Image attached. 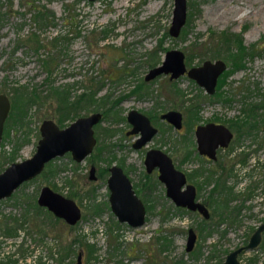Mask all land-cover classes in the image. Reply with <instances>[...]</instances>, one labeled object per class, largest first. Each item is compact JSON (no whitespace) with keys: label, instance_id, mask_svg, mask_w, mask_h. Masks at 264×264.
<instances>
[{"label":"rangeland","instance_id":"obj_1","mask_svg":"<svg viewBox=\"0 0 264 264\" xmlns=\"http://www.w3.org/2000/svg\"><path fill=\"white\" fill-rule=\"evenodd\" d=\"M173 6L174 0H0V93L11 99L0 171L33 154L44 118L64 127L78 116L102 113L85 159L77 162L67 151L0 200V264H77L79 252L80 264H219L264 220V0H187L178 36L169 33ZM172 48L184 52L187 67L223 59L227 68L218 90L208 94L186 73L145 79ZM234 53L241 54L238 67ZM33 91L38 97L30 102ZM130 109L147 114L158 129L139 148L133 146L139 133H127ZM169 109L182 112L185 127L178 130L160 117ZM246 116L257 128L235 134L229 148L220 149L224 169L194 154L195 124L218 120L235 127L231 121ZM151 147L167 152L190 177L226 178L227 189L213 193L208 183L199 193L211 196L210 224L177 209L157 171L146 170ZM244 154L245 162L237 164ZM114 163L146 204L139 227L120 222L111 210L107 168ZM91 164L96 179L89 178ZM44 184L78 203L75 224L38 205ZM225 198L233 207L227 213ZM189 227L197 239L187 251ZM258 246L241 253L240 263L264 264V231Z\"/></svg>","mask_w":264,"mask_h":264},{"label":"water","instance_id":"obj_2","mask_svg":"<svg viewBox=\"0 0 264 264\" xmlns=\"http://www.w3.org/2000/svg\"><path fill=\"white\" fill-rule=\"evenodd\" d=\"M187 0H174L172 21L169 33L178 36L182 26L186 22ZM226 67L222 59L204 60L200 65L187 67L185 54L181 49H169L165 59L160 65L151 67L145 75V79L154 77L159 73H170V78L178 77L186 73L194 78L199 85L204 86L209 93L215 91L218 75ZM10 109L8 95L0 93V139L3 131V123ZM101 116L100 112H93L88 115L79 116L67 126L61 128L51 118H44L40 123L39 130L41 137L38 140L36 150L29 158L10 163L0 172V199L9 196L15 188L23 181L38 174L45 162L56 155H61L70 150L77 161L88 154L95 143L92 125ZM161 117L171 122L175 127L182 124V112L177 109H169L161 114ZM127 118L132 124L128 133L140 132V136L134 142L135 147L144 145L157 131L151 124L150 119L137 109H131ZM264 129V127H263ZM197 137V149L201 154H207L211 158L216 157V148L219 145H227L232 137L231 130L222 123L207 122L199 124L195 130ZM144 163L149 172L153 168L158 169V178L165 183L167 195L177 204L192 210H199L203 216L208 217L207 207L195 200V186L186 184L185 173L176 168L171 156L160 148H149L145 153ZM95 167L90 168V177H94ZM107 184L110 190L109 202L113 213L120 222H126L130 226L138 227L145 222L146 210L144 203L134 192L132 183L122 167L112 164L109 167ZM38 203L47 207L54 215L63 218L67 223L73 225L81 217V209L76 201L54 191L50 186L45 185L37 198ZM264 229V222L250 236L245 247H254L260 240L261 230ZM196 233L192 227L188 229L186 249L190 250L196 240ZM242 249L238 247L231 251L225 260V264H238L237 253ZM79 252L77 264H80Z\"/></svg>","mask_w":264,"mask_h":264},{"label":"flooded vegetation","instance_id":"obj_3","mask_svg":"<svg viewBox=\"0 0 264 264\" xmlns=\"http://www.w3.org/2000/svg\"><path fill=\"white\" fill-rule=\"evenodd\" d=\"M217 59H221V58H217ZM206 60V59H205ZM210 60H212V59H210ZM213 60H216V59H213ZM212 60V61H213ZM223 60V59H222ZM204 61V60H203ZM202 61V62H203ZM225 64H226V62H225ZM198 65H200V64H198ZM193 66V65H192ZM226 68H227V64H226V67L224 68V70L218 75V77H217V83H216V85H215V91H216V89H217V84H218V81L220 80V78L222 77V75L224 74V72H225V70H226ZM194 79V78H193ZM195 80V79H194ZM196 81V80H195ZM197 82V81H196ZM198 83V82H197ZM201 86V85H200ZM203 88H204V90L208 93V94H212V93H209L206 89H205V87L204 86H202ZM218 90V89H217ZM214 91V92H215ZM213 92V93H214ZM10 101H11V99H9ZM259 105L261 106V107H264V101L262 102V104L261 103H259ZM10 106H11V102H10ZM257 106V105H256ZM253 107H255V105H253ZM10 110V109H9ZM131 110V109H130ZM129 110V111H130ZM128 111V112H129ZM139 111V110H138ZM167 111V110H166ZM93 112H100V111H93ZM93 112H91V113H93ZM141 112V111H140ZM165 112V111H164ZM101 113V112H100ZM143 113V112H142ZM163 112H161L160 113V117H161V114H162ZM90 114V113H89ZM128 114V113H127ZM145 114V113H144ZM88 115V114H87ZM149 119H150V122H151V124L153 125V123H152V121H151V118L147 115V114H145ZM7 116H8V114H7ZM7 116H6V118H5V120L7 119ZM81 116H84V115H81ZM79 117V116H78ZM77 118V117H76ZM75 118V119H76ZM101 118H102V113H101V116H100V118H99V120L97 121V122H99L100 120H101ZM161 118H163V117H161ZM52 119V118H51ZM74 119V120H75ZM128 119V118H127ZM165 121H167L165 118H163ZM5 120H4V123H5ZM54 120V119H53ZM55 121V120H54ZM73 121V120H72ZM71 121V122H72ZM129 121V120H128ZM253 121V120H252ZM56 122V121H55ZM96 122V123H97ZM130 122V121H129ZM168 123H170L171 125H173L171 122H169V121H167ZM207 122H214V123H222V124H224V125H226L230 130H231V132H232V137L230 138V140H229V142H228V144L227 145H219V146H217V148H216V151H215V153H216V157L215 158H211V157H209L207 154H201L199 151H198V149H197V137H196V133H195V130H196V128H197V126L199 125V124H205V123H207ZM249 122H250V124H249ZM4 123H3V130H4ZM57 123V122H56ZM96 123H94V124H96ZM186 120H185V118H184V116H183V114H182V124H181V126L180 127H175L174 125V127L175 128H177L178 130H180V129H182L183 127H185L186 126ZM231 123H234L236 126L235 127H233V126H231V124L229 125H227V124H225V123H223V122H221V121H218V120H207V121H205L204 123H197V124H195V127H194V138H195V151H194V154H195V152L197 151L198 152V156H201L202 158H204V159H206V160H211V161H213L214 162V164H216V166H215V170H218L219 168L220 169H224V162L223 161H220V158H221V156H220V149L222 150V149H225L227 146H228V148H229V145L231 144V142L233 141V137H235L236 135L235 134H237L238 136H241L242 134H250L251 132H252V130L253 129H255V128H257L256 126H257V124H255V122H253L252 124H251V120H250V118L248 117V116H246V118H244V119H241L240 121H235L234 122V120H232L231 121ZM94 124L92 125V128H93V126H94ZM67 126V125H66ZM155 126V125H154ZM60 127V126H59ZM65 127V126H64ZM131 127H132V124H131ZM156 127V126H155ZM263 127H264V123L262 124V131H263V133H264V129H263ZM61 128H63V127H61ZM157 128V127H156ZM131 129V128H130ZM130 129H128L127 130V133H128V131L130 130ZM158 130V129H157ZM157 132V131H156ZM155 132V133H156ZM135 133H139L138 134V136L137 137H139L140 136V132H135ZM93 135H94V128H93ZM155 135V134H154ZM153 135V136H154ZM152 136V137H153ZM2 137H3V131H2V135H1V139H0V142H1V140H2ZM41 137V136H40ZM94 137H95V135H94ZM137 139V138H136ZM135 139V140H136ZM39 140V139H38ZM151 140V139H150ZM149 141V140H148ZM147 141V142H148ZM135 142V141H134ZM134 142H133V144H134ZM146 142V143H147ZM38 143V142H37ZM145 143V144H146ZM95 144H96V137H95V143H94V145H93V147H92V150H93V148H94V146H95ZM261 144V143H260ZM37 146V145H36ZM134 146V145H133ZM143 146V145H142ZM142 146H140V147H142ZM135 147V146H134ZM136 148H139V147H136ZM151 148H153V147H151ZM36 150V149H35ZM92 150L88 153V154H86L85 155V157L86 156H88L91 152H92ZM70 153H71V151L70 150H68ZM164 151V150H163ZM35 152V151H34ZM33 152V153H34ZM67 152V151H66ZM147 152V151H146ZM65 153V152H64ZM190 153V151H188V154ZM185 155V156H189V155ZM33 155V154H32ZM31 155V156H32ZM62 155V154H61ZM31 156H29V157H31ZM57 156H59V155H56V156H54L53 158H51L49 161H47V162H45V164H44V166H43V168H42V170L38 173V174H40L43 170H44V168L47 166V164L50 162V161H52L55 157H57ZM71 156H72V153H71ZM29 157H26V158H29ZM85 157H83L81 160H83V159H85ZM26 158H24V159H26ZM72 158H73V156H72ZM172 158V157H171ZM23 160V159H22ZM73 160H75V161H77L76 159H74L73 158ZM81 160H79V161H81ZM173 160V159H172ZM239 162L237 163V164H239L240 162L242 163V162H245V160H246V154H244L243 155V157H240L239 159ZM16 161H21V160H16ZM79 161H77V162H79ZM12 162H15V161H12ZM11 162V163H12ZM173 163H174V165H175V167L176 168H178V169H180L179 167H177V165L175 164V161L173 160ZM114 164H116V163H114ZM9 165V164H8ZM7 165V166H8ZM112 165V164H111ZM110 165V166H111ZM118 165V164H117ZM242 165V164H241ZM6 166V167H7ZM92 166H94L95 167V165L94 164H91L90 165V168L92 167ZM110 166H108V168H107V171H108V175H109V167ZM120 166V165H119ZM5 167V168H6ZM243 167V166H242ZM4 168V169H5ZM90 168H89V178L90 179H96L97 178V175H96V167H95V170H94V177H90ZM3 169V170H4ZM123 169V168H122ZM156 170L157 171V176H158V169H157V167H155V168H153L152 170ZM2 170V171H3ZM151 170V171H152ZM180 170H182L184 173H185V175H186V183L181 187L182 189L183 188H185V186H186V184H188V183H191V184H193L194 186H195V192H196V195H195V200H197V201H199V202H201V203H203L206 207H207V209H208V212H209V216L208 217H205V216H203L202 215V213L199 211V210H192V209H189V208H187V207H184V206H181V205H177L168 195H167V193H166V185H165V183L164 182H162L158 177V179H159V181L161 182V183H163V185H164V188H165V194L167 195V197H169L170 199H171V201L174 203V205L177 207V209H180V210H183V211H185V210H187V211H193V212H195V213H197V214H199V215H201L202 216V218H201V220L203 221L202 222V224L204 225H207V224H210L209 222H212V221H210L211 220V217H212V215H211V212H212V208H214V206L212 207L211 205H210V202H212V199L210 198L211 196L209 195V194H207L206 196H204L205 197V199H201L200 198V194L199 193H201V191H202V189H204V186H206L208 183H211V186H210V189L209 190H212L213 191V193L215 192V193H217V191L218 190H221V189H224V187L227 189V185H226V178H224V177H190L191 176V173H189V172H186L185 170H183V169H180ZM191 170V169H190ZM124 171V170H123ZM151 171H149V172H151ZM211 171H214V169H211ZM1 172V171H0ZM125 172V171H124ZM126 173V172H125ZM38 174H36L35 176H37ZM126 175L128 176V178L130 179V181H131V183H132V188H133V190H134V192L137 194L138 192H137V190L134 188V185H133V182H132V179L130 178V176L126 173ZM35 176H33L32 178H34ZM108 177V176H107ZM32 178H30V179H32ZM30 179H28V180H30ZM28 180H25V181H28ZM25 181H23V182H25ZM240 181H242V180H240ZM22 182V183H23ZM146 182V181H145ZM21 183V184H22ZM20 184V185H21ZM143 185H145V183H142ZM45 185H47V184H44V185H42L41 186V188L43 187V186H45ZM48 186H50V185H48ZM107 186H108V184H107ZM51 187V186H50ZM41 188H40V190H39V193H38V196H39V194H40V192H41ZM52 188V187H51ZM16 189V188H15ZM14 189V190H15ZM53 189V188H52ZM108 189H109V187H108ZM218 189V190H217ZM13 190V191H14ZM54 191H56L55 189H53ZM57 192H59V191H57ZM60 193V192H59ZM209 193V192H208ZM226 193V192H225ZM62 194V193H61ZM251 194H253V191H249L248 192V194H247V196H249V195H251ZM262 194V193H261ZM11 195V194H10ZM9 195V196H10ZM62 195H64V194H62ZM109 195H110V190H109ZM138 195V194H137ZM264 195V194H263ZM38 196H37V198H38ZM64 196H66V195H64ZM259 196V195H258ZM8 197V196H7ZM66 197H68V196H66ZM138 197L141 199V197L138 195ZM260 197V196H259ZM5 198V197H4ZM71 198V197H70ZM3 199V198H2ZM73 199V198H72ZM226 200L224 201H222L223 203H224V206H222L223 207V210H225L226 211V213L228 212V210L229 209H233V207H231V208H229V205H228V202H229V200H228V198H225ZM1 200V199H0ZM142 200V199H141ZM142 202L144 203V201L142 200ZM37 203H38V200H37ZM77 203V202H76ZM78 204V203H77ZM38 205L39 206H41V207H44V208H46L47 210H49L47 207H45V206H43V205H40L39 203H38ZM144 206H145V210L147 211V207H146V204L144 203ZM80 207V206H79ZM81 209V208H80ZM236 209H237V211L239 212V210H241V206H237L236 207ZM50 211V210H49ZM52 214H53V212L52 211H50ZM54 215V214H53ZM56 216V215H55ZM56 217H58V216H56ZM59 219H62V220H64L63 218H60V217H58ZM65 221V220H64ZM217 222L218 221H220L219 219L218 220H216ZM66 222V221H65ZM205 222V223H204ZM217 222H213L212 224H215V223H217ZM262 222H264V220L262 221ZM262 222H260L258 225H257V227H255L254 229H253V231H252V233L258 228V226L262 223ZM67 223V222H66ZM144 224V223H143ZM139 227V226H138ZM190 228V227H189ZM188 228V229H189ZM194 229V228H193ZM194 231H195V229H194ZM263 231H264V229L263 230H261V237H260V240H259V242L257 243V245L256 246H254V247H245L247 244H248V242H249V240H250V236L252 235V233L250 234V236H249V238L247 239V242L245 243V244H241V245H239V246H237V247H235V248H233V249H231L228 253H226V255H225V257H224V259L219 263V264H225L224 262H225V260H226V257H227V255L231 252V251H233V250H235L236 248H238V247H242V249L237 253V255H236V257H237V260H238V264H241L240 263V260H239V255L241 254V253H244V252H246L247 250H251V249H253V250H255L256 248H258L259 246V243L261 242V238H262V233H263ZM195 233H196V236H197V232L195 231ZM187 236H188V230H187ZM196 239H197V237H196ZM187 240V239H186ZM196 241V240H195ZM194 245H195V242H194ZM194 245H193V247H194ZM192 247V248H193ZM191 248V249H192ZM190 249V250H191ZM187 250V249H186ZM190 250H187V251H190ZM215 252L216 251H214V253H213V255H216L215 254ZM212 256V255H211ZM210 257V256H209ZM252 259H254V258H251V260ZM258 261H259V259H258ZM255 261H253V263H254Z\"/></svg>","mask_w":264,"mask_h":264},{"label":"trees","instance_id":"obj_4","mask_svg":"<svg viewBox=\"0 0 264 264\" xmlns=\"http://www.w3.org/2000/svg\"><path fill=\"white\" fill-rule=\"evenodd\" d=\"M225 39H227V37H225ZM238 41V45L239 44H241V41L240 40H237ZM234 57H232L233 58V65H235V67H238V66H240V58H241V54L239 53H234V55H233ZM55 92L56 93H60V91H57V90H55ZM32 95L33 96H31V99H30V102H32V101H34L37 97H38V94H36L35 93V91H33L32 92ZM59 95H61V94H59ZM63 99H64V97H61V100L63 101ZM64 103V102H63ZM70 103H72V102H68V104H67V107H70L71 106V104ZM41 207V206H40ZM49 211V210H48ZM50 212V211H49ZM51 213V212H50ZM55 216V215H54ZM56 217V216H55ZM58 217H56V219H57ZM70 226H72L71 224H69ZM9 229L12 231V232H16L17 230V228L16 227H9ZM81 253V252H80Z\"/></svg>","mask_w":264,"mask_h":264},{"label":"bare ground","instance_id":"obj_5","mask_svg":"<svg viewBox=\"0 0 264 264\" xmlns=\"http://www.w3.org/2000/svg\"><path fill=\"white\" fill-rule=\"evenodd\" d=\"M221 16V15H220Z\"/></svg>","mask_w":264,"mask_h":264}]
</instances>
